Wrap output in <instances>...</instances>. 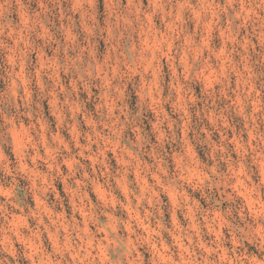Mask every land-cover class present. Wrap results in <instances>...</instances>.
Returning <instances> with one entry per match:
<instances>
[{
  "label": "clouds",
  "instance_id": "9594fccd",
  "mask_svg": "<svg viewBox=\"0 0 264 264\" xmlns=\"http://www.w3.org/2000/svg\"><path fill=\"white\" fill-rule=\"evenodd\" d=\"M0 264H264V0H0Z\"/></svg>",
  "mask_w": 264,
  "mask_h": 264
}]
</instances>
